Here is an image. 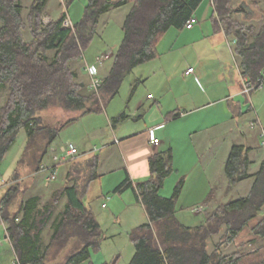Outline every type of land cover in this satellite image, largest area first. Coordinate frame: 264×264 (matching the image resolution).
I'll use <instances>...</instances> for the list:
<instances>
[{"label":"trees","instance_id":"16d2710c","mask_svg":"<svg viewBox=\"0 0 264 264\" xmlns=\"http://www.w3.org/2000/svg\"><path fill=\"white\" fill-rule=\"evenodd\" d=\"M130 1L133 4L122 25L123 40L100 88L105 100L119 92L134 68L158 57L157 45L163 35L172 27H182L203 0H89L81 20L72 26L64 25L66 13L49 23L43 22L49 0L32 1L26 19L20 0H0V92L7 89L0 107V166L19 132L25 129L28 134L23 156L9 180L21 179L25 170L28 174L38 171L49 145L57 137V130L43 124V112L52 106L87 112L88 104L96 99L95 93L85 92L86 85L77 81L71 63L78 61L93 42L100 17L110 8ZM212 2L215 30L224 31L235 39L234 54L240 60L241 74L255 83L264 70V23L258 27L232 19L233 0ZM27 30L30 40L24 35ZM248 152L244 146L234 145L224 166L229 189L254 178L248 195L206 211L203 222L194 227L182 225L175 218L182 180L171 197L160 195L166 178L173 171L171 149L150 158V175L146 180L135 186L129 181L119 185L116 192L131 188L136 193L150 220L130 233L135 254L129 264H264V246L245 253L246 246L254 240L242 243L231 255L222 252L223 247L231 245L249 222L258 217L261 218L252 233L255 240H264V159L259 170L250 174L252 162ZM97 166L96 157L74 166L77 176L59 193L66 197V204L45 248L39 241L43 227L53 215L50 204H45L35 216L38 198H29L11 213L21 183L5 182L7 186L0 192L2 216L22 264H46L50 246H64L71 239H75L79 247L67 257L65 264L90 260L91 250H97L102 240V231L84 195L88 183L97 177ZM78 171L84 173L82 186ZM213 192L206 205L213 202ZM22 212L23 218L16 222ZM223 228L222 239L210 253L208 241Z\"/></svg>","mask_w":264,"mask_h":264},{"label":"crops","instance_id":"0c3cea01","mask_svg":"<svg viewBox=\"0 0 264 264\" xmlns=\"http://www.w3.org/2000/svg\"><path fill=\"white\" fill-rule=\"evenodd\" d=\"M88 1L84 0L83 4L87 5ZM132 4L133 1H130L125 5L112 7L100 19L109 14L113 16L116 10L126 5L129 12ZM64 6V0H49L45 14L52 21L66 13L65 20L69 25L79 22L84 12L82 3L73 4L68 11L64 10ZM233 7V15L238 14L244 22L256 19L261 25L264 23V4L261 0H233ZM128 12L125 13V17ZM213 15L212 0H203L192 15L196 19L193 27L188 29L185 23L180 28H170L157 45L158 57L134 68L122 83L119 92L111 99L105 100L101 95V89L98 94L90 90V78L84 73L83 64L80 60L74 62L77 67L72 69L77 74V81L86 85L85 92L95 93L96 99L88 104L87 112L63 109L62 114L66 117L64 120H60V117L54 121L48 118L50 108L41 114L43 124L58 132L43 159L46 165H49L46 162L49 160V154L56 150L62 153L67 146L55 145V141L66 128L68 130L71 128V134L75 138L70 139V143L81 153L79 159L59 166L62 183L57 185V193L72 183L71 178L77 176L73 171L75 165L85 164L95 157L98 160L97 177L87 185L85 202L90 204L88 195L95 185L98 191L97 198H100L98 207L103 215L96 216L97 220L103 225L106 219L113 218L125 232L121 236H126L124 237L126 250L119 245L112 246L105 257L109 260L106 262L129 264L135 254L130 233L134 228L149 223V216L145 206L131 188L120 192L115 190L125 181L135 186L146 180L150 175L149 160L158 152L171 149L173 154V171L166 178L160 195L165 198L171 197L175 186L183 181L175 211V218L182 225L197 226L203 222L206 211L214 209L219 204L246 197L250 192L254 178L241 181L229 189L224 166L232 147L237 144L249 149L248 155L252 162L249 173L254 174L259 170L264 159L260 139L261 128H264V92H253L250 95L242 93L243 76L239 67L240 60L234 54L236 41L224 31L215 30ZM125 17L121 22L105 23L96 46L89 47L84 52L87 62L94 66V74L103 81L113 66L115 55L123 40L122 25ZM105 54H110V58L97 65L96 57ZM190 67L194 68V73L186 75L185 72ZM2 92L7 95V89H3L0 95ZM99 114H103L110 125L109 132L102 131L97 125ZM150 129L155 130L154 136L159 139V144L151 143ZM17 137L22 139L20 155L16 156V164L12 167L13 171L9 177L3 175L1 166L13 152L16 142L0 166V179L2 181L5 179L4 181L9 183H23L24 177L29 176L28 170H25L21 179L9 180L28 142L25 129H22ZM217 149H223L225 156L216 166L212 153ZM78 173L82 186L84 173L81 174L79 171ZM41 174L32 175L30 180L26 179L29 180L28 189L23 199L26 202L29 198H38L35 216L45 205H42L41 201L48 193H44L40 184H50L44 181L46 178ZM243 184H247L246 187L242 188ZM211 191H214L213 202L206 205ZM53 194L51 193V197ZM64 198L66 200V197ZM21 203L11 205L10 212L15 213ZM103 204L106 207H103ZM90 208L93 211V208ZM23 215V212L20 213L16 222H20ZM260 218L250 221L231 245L222 248V252L231 255L242 243L253 240L252 244L246 246V254L263 247L264 240H255L252 233ZM224 232L225 228L208 241L207 248L210 253L214 251ZM6 240L9 241L10 249L9 252L0 253V264H15L16 260H19L18 255L11 240ZM6 256L8 260L4 259Z\"/></svg>","mask_w":264,"mask_h":264},{"label":"rangeland","instance_id":"374dc122","mask_svg":"<svg viewBox=\"0 0 264 264\" xmlns=\"http://www.w3.org/2000/svg\"><path fill=\"white\" fill-rule=\"evenodd\" d=\"M32 1H34V0H21L22 6H23V17L25 19L27 17L28 11H29V4L32 3ZM64 1H65L64 10H66V11H68L73 4L79 5L82 3L83 10L86 6L83 4L84 0H64ZM261 1L264 4V0H261ZM128 9H129V7H128V5H126L124 8H122L120 10H116V13L114 12L113 16H111L112 14H109V16H106L105 18L104 17L101 18L100 22L98 24L99 27L97 28L95 38L89 47L91 48L92 46H94V47L96 46L97 41L99 39V35L101 34L102 27L105 23L121 22L125 17V13L128 12ZM231 18L236 19L243 24H254L258 27L261 25L259 23V21L256 19H254L252 21H245L244 22L242 20V17L239 16L238 14L233 15V13H232ZM50 21H51V19L48 17V15L45 14L43 17V22L46 24V23H49ZM24 35H25V38L27 40L31 39V36H30V33L28 30L24 32ZM52 55H53V53L50 54V56H52ZM71 67L75 68V67H77V64H75L73 62V63H71ZM257 92H264V90H258V91H256V93ZM122 95H123V91H122L121 96ZM127 96L129 98V95H127ZM5 97H6V94L4 95V93L2 92L0 95V106L3 104ZM128 98H127V100H128ZM50 109H51V113L49 114L50 117H48V118L52 119L53 121L55 120V118H59V117H60L59 118L60 120H64L66 118V117H64L65 115L62 114L63 109L61 107L52 106V107H50ZM56 116H58V117H56ZM97 125L102 129V131H106V130H108V132L110 131V125L105 120V117L103 114H99ZM74 138L75 137L73 136V134H71V128H69V130H68V128H66L65 131L62 132V134L59 136V138H58L59 141L58 140L55 141V145L61 144V146L63 147V146H65V144L68 145L70 143V141L73 140ZM15 142L16 143H15L13 152L10 153V155H8V157L5 159V161L3 162L2 166H1V171H2L4 176L8 175V177H9V174L12 173V171H13L12 167L16 164L15 163L16 156L20 155L19 149L21 148L22 139L20 137H17ZM80 149H81V151H83V147H81ZM60 154H61V152L56 150V152H52L51 155L49 154V157H48L49 160L48 161L46 160V158H45V160L47 163H49V165H52L53 156L54 155H60ZM203 154H205V153H203ZM212 156H214L213 158H215L216 166H217V162L223 160V157L225 156V152L223 151V149H217L216 152L212 153ZM42 164L46 165L45 162H42ZM38 174L40 175L41 173L36 171L34 174L30 173L29 176L24 177L25 182L20 184L19 196L17 198L18 200L17 199L15 200L14 206L19 205V203H21L23 201V199L25 197V192H27V189H28V183L27 182L30 180L29 178L33 177L32 175L37 176ZM41 175H42V177L46 178L45 177L46 175L44 173H42ZM26 179H29V180H26ZM44 181L47 183L46 180H44ZM52 183L47 184V185L42 184V183L40 184V187H42V190L44 191V193L46 194V192H48L46 195L43 196L41 203H42V205L50 204V207L53 211V215L51 216L48 223L43 227V230L41 231V234H40V241H41L42 245L44 246V248L49 245L50 240H51V236H52L53 231H54L55 222L58 220V218H60V215L64 210V205L66 204L65 198L59 196V193H60L59 191L57 193V190H58L57 185L62 183V179L60 178L59 169H58V173H57V180L54 183V184H56V186ZM246 185L247 184H243L242 188L246 187ZM6 186L4 185L1 188L0 192ZM96 191H97V188L94 185L93 190H91L89 195H88V199H89L90 204L89 203H87V204L93 208L94 216L97 219V217H100V216L102 217L103 215H102V211L98 207V205H100V201H99L100 198L99 199L97 198ZM51 193H54L53 197H51ZM241 196H243V194ZM19 199H21V200L19 201ZM98 223L100 224L101 231H102V240H101L97 250H94V249L91 250L90 260L88 262H84L82 264H104L107 260V259H105V257L108 255V252L111 251L110 250L111 247L112 246L114 247L115 245H119L122 247L123 250H126V249H124V248H126V244H125L126 239L124 238L126 236L125 235L121 236V234H125V232L123 231L122 226L118 222H115L113 218H110V219L108 218L105 220L103 225L99 221H98ZM4 235H5V232H4L3 228H0V241H1L0 253H5L7 251L9 252V249H10L8 246L9 241L4 238ZM105 237L107 238L106 240L103 239ZM77 246L78 245L76 244L75 239H71L64 246H62L61 244H52L49 248V251L47 252L48 255L46 257V264H65L67 257L71 253H73L74 251L77 250ZM125 252H123V256L125 255ZM4 259L8 260V257L6 256ZM107 261H109V260H107Z\"/></svg>","mask_w":264,"mask_h":264},{"label":"built area","instance_id":"2783aa9c","mask_svg":"<svg viewBox=\"0 0 264 264\" xmlns=\"http://www.w3.org/2000/svg\"><path fill=\"white\" fill-rule=\"evenodd\" d=\"M195 23H196V19L194 17H191V19H189L186 22L185 27L190 29L191 27H193V25ZM64 25L69 26V22L67 20H65ZM70 26H72V25H70ZM109 58H110V54L98 56V57H96L95 63L97 65H101V64H103L104 61L108 60ZM79 60L83 64L82 69H83L84 73H86L90 78L89 89L94 91L96 94H98L99 90L102 86L103 80L94 74V66L90 65L87 62V60L84 56V53H82ZM193 73H194V68H192V67L188 68L187 71L185 72L186 75H190ZM242 82H243V84H242L243 85L242 86V93L243 94L250 95L251 93L256 92L258 90H264V70L261 72L260 77L258 78V80L255 83L250 82V80L246 77H243ZM154 132H155L154 129L149 130L150 141L153 145H157V144H159V139L154 136ZM260 139H261V149L264 151V128H261ZM80 156H81V153H80L79 149L74 144L70 143L63 149V151L60 155H54L53 156L52 165L41 164L38 172L44 173L46 175L45 180L48 183H52V182L57 180V173H58L59 166L65 164V163H68L70 161H75V160L79 159ZM4 185L6 186L7 183H5V181L0 180V190ZM103 207H106V205L103 204ZM2 210H3V206L0 203V227L4 229L5 238L9 239L8 231H7L8 225L2 216ZM198 210H200V209H198ZM263 212H264V209H263ZM0 246H1V241H0ZM15 264H22V263L19 260H16Z\"/></svg>","mask_w":264,"mask_h":264}]
</instances>
